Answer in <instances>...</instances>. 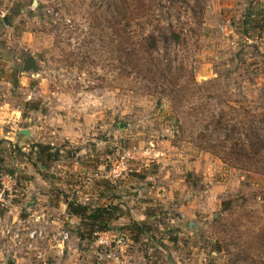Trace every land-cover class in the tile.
I'll use <instances>...</instances> for the list:
<instances>
[{"label": "rangeland", "instance_id": "obj_1", "mask_svg": "<svg viewBox=\"0 0 264 264\" xmlns=\"http://www.w3.org/2000/svg\"><path fill=\"white\" fill-rule=\"evenodd\" d=\"M0 140V264H264V0H0Z\"/></svg>", "mask_w": 264, "mask_h": 264}, {"label": "built area", "instance_id": "obj_2", "mask_svg": "<svg viewBox=\"0 0 264 264\" xmlns=\"http://www.w3.org/2000/svg\"><path fill=\"white\" fill-rule=\"evenodd\" d=\"M128 154V153H127ZM127 154H122L120 159L117 162L116 167L114 168V172L124 170L126 161H127ZM95 234L98 236L95 245L98 249L95 251L97 259L102 260H113L117 259L116 255L123 252V244L122 238H114L113 233H109L107 231H96ZM34 232L30 233V237L33 238ZM63 238H67V233L63 235ZM115 243V245H114Z\"/></svg>", "mask_w": 264, "mask_h": 264}, {"label": "trees", "instance_id": "obj_3", "mask_svg": "<svg viewBox=\"0 0 264 264\" xmlns=\"http://www.w3.org/2000/svg\"><path fill=\"white\" fill-rule=\"evenodd\" d=\"M2 143V140H0V145ZM42 150H45L46 146L38 145ZM1 174V170H0ZM1 177V176H0ZM2 188L1 182H0V189ZM68 213L72 214L74 216H77L79 218H83L86 214L87 207L81 204L72 205L70 202H66ZM110 211H106L104 207H97L95 210H93L90 214H88L89 218L93 219L94 222L98 219H102V221H107V219H110L109 213ZM98 222V221H96ZM81 238V237H79Z\"/></svg>", "mask_w": 264, "mask_h": 264}, {"label": "water", "instance_id": "obj_4", "mask_svg": "<svg viewBox=\"0 0 264 264\" xmlns=\"http://www.w3.org/2000/svg\"><path fill=\"white\" fill-rule=\"evenodd\" d=\"M38 69L35 58L31 55L27 56L24 59L23 65H22V71L28 72V71H34L36 72ZM21 134L28 135V132L25 130H21Z\"/></svg>", "mask_w": 264, "mask_h": 264}, {"label": "crops", "instance_id": "obj_5", "mask_svg": "<svg viewBox=\"0 0 264 264\" xmlns=\"http://www.w3.org/2000/svg\"><path fill=\"white\" fill-rule=\"evenodd\" d=\"M58 246H61V244H60V243H58Z\"/></svg>", "mask_w": 264, "mask_h": 264}]
</instances>
